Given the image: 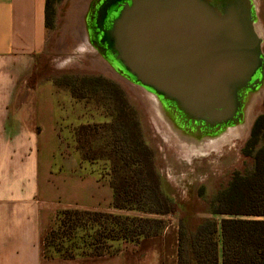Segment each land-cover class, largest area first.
Returning a JSON list of instances; mask_svg holds the SVG:
<instances>
[{"label":"trees","instance_id":"trees-1","mask_svg":"<svg viewBox=\"0 0 264 264\" xmlns=\"http://www.w3.org/2000/svg\"><path fill=\"white\" fill-rule=\"evenodd\" d=\"M61 1L46 0L48 29ZM79 81V92L89 89L98 99H110L113 117L80 124L73 131L75 149L82 164L104 162L101 175L109 177L112 207L128 214L61 210L44 239L47 255L113 254L127 243L162 234L167 216L181 213L178 264H264V115L255 121L245 149L253 153L254 165L235 171L206 208L207 215L195 216L163 189L155 150L145 139L139 112L129 97L103 76H82ZM73 93L77 95L76 88ZM113 242L120 244L114 249Z\"/></svg>","mask_w":264,"mask_h":264},{"label":"crops","instance_id":"crops-1","mask_svg":"<svg viewBox=\"0 0 264 264\" xmlns=\"http://www.w3.org/2000/svg\"><path fill=\"white\" fill-rule=\"evenodd\" d=\"M47 34L46 0H0V264H178V222L113 254L70 258L46 254L45 236L61 210L122 212L112 207L109 182H101L89 164L85 167L77 151L64 152L55 181H51L55 152L43 166V137L51 136L55 146L65 143L57 124L49 134L40 120L38 83L33 85ZM43 174L54 184L46 192L88 181L87 198L64 206L44 197Z\"/></svg>","mask_w":264,"mask_h":264},{"label":"water","instance_id":"water-1","mask_svg":"<svg viewBox=\"0 0 264 264\" xmlns=\"http://www.w3.org/2000/svg\"><path fill=\"white\" fill-rule=\"evenodd\" d=\"M252 1L218 0L220 11L212 0H96L88 30L105 58L187 118L231 125L264 80Z\"/></svg>","mask_w":264,"mask_h":264},{"label":"rangeland","instance_id":"rangeland-1","mask_svg":"<svg viewBox=\"0 0 264 264\" xmlns=\"http://www.w3.org/2000/svg\"><path fill=\"white\" fill-rule=\"evenodd\" d=\"M252 2L257 12L261 9L256 13L254 26L263 39L264 50V0H253ZM68 3L69 0H62L58 3L54 25L48 29L47 45L36 60L33 75V85L38 83L35 87L37 88L36 96L38 97L40 120L48 128L49 134L52 133L54 124H57L65 139V143L60 146H55L50 141L51 136L42 139L41 156L44 167L49 162L48 159L50 160L54 152L56 153L55 156L53 155L55 170L51 181L57 180L60 175L57 169L64 152L67 154L77 151L73 131L80 124L106 122L113 117L110 99L102 97L103 99L99 98L101 99L99 100L89 89L81 92L78 90L80 77L103 76L114 82L136 106L145 139L155 150L156 163L165 192L191 210L186 213H192L195 216L207 215L206 208L217 193L228 185L233 173L237 170L246 171L254 165L253 153H247L245 149L255 121L260 115H264V95L256 101L254 97H248L244 109L246 119L240 125L243 131L241 135L227 138L225 134L228 129H226L215 136L214 145L206 147L207 150L193 147V141L190 143L184 141L188 143L189 150L184 149L182 147H186L185 145L177 144L178 132L168 123L165 113L158 106L156 99L145 98L142 93L143 89L140 90L142 85L138 86L139 84L137 85L111 67L106 70L97 66L98 57H104V55L101 52H99L100 55H95L94 49L96 48L98 51L97 47L94 43L92 44L95 48L86 42L79 31V27L82 25L77 18V12L73 13L79 0L74 1L72 12H68V26L64 32L65 10ZM85 23L87 26L86 20ZM101 60L103 61V59ZM73 88L77 89L76 96L73 93ZM144 92L146 93L145 90ZM250 110H252L251 114L254 116V120L249 126L247 118ZM166 134L169 135V140L166 138ZM103 163L99 161L92 163V166L89 164V166L90 170L98 174L100 181L104 183L105 181L109 182V177L101 175V172L106 170ZM47 178L48 176L43 174L44 197L55 198L57 204L61 203L64 206L68 203H75L74 201H84V197L87 196L85 190L90 188L88 181H85L80 183L79 187H77L78 185L74 187L67 185L60 191L46 192L47 189L54 186L51 181L47 182ZM119 214H128V212L122 210ZM129 214L145 215L139 211H131ZM180 215L181 213L171 214L167 216V220L169 223L178 222ZM56 222L57 218L53 227ZM82 234L84 233L79 235ZM72 242L73 240L68 243L72 244ZM113 244L115 249L120 243L113 242Z\"/></svg>","mask_w":264,"mask_h":264},{"label":"bare ground","instance_id":"bare-ground-1","mask_svg":"<svg viewBox=\"0 0 264 264\" xmlns=\"http://www.w3.org/2000/svg\"><path fill=\"white\" fill-rule=\"evenodd\" d=\"M74 1H76V0H69L68 7L65 10V23H64V27H63L64 32L66 31L67 26H68L67 15H68V12H72V10H73L72 5H73ZM95 1L96 0H79V3L77 4V6H75V8L73 10V13L77 12V14H76L77 18L81 22L82 26L79 27V31H80L83 39H85L86 42H89L91 44V46H93L94 48H95V46L92 44L93 42L89 38V30H88V26H86L85 20H86L87 16L89 15L90 11H92V7L95 4ZM73 7H74V5H73ZM94 52H95V55L99 54V52L96 50V48L94 49ZM100 58H101V56H100ZM100 58L98 57V60H99L97 63L98 67H100V68L103 67L106 70H109L111 67L112 69H115L116 71H118L119 74L127 77V75L124 72H122L118 67H116V65L111 63L107 58H105V57H103L104 59L101 58V59H103V61ZM138 86H140V85H138ZM141 87L144 89L150 90L144 86H141ZM140 90H142V89H140ZM142 91H143L142 93L144 94L145 98L149 99V97H150L151 99L152 98L156 99L158 106L164 111L166 119L168 120V123L170 125H172L176 129V131L178 132V139L179 140H177V144L179 146L185 145L187 148L183 146L182 148H184V149L189 150L188 143H190V141H193L192 142L193 147L194 146L198 147V148L201 147V148H205V150H207L206 147H210V145L212 146V144L215 143L214 142V139L216 140L215 136L220 134L222 131H224L226 129H228L227 133L225 134L227 138L233 137L235 135H241L243 133L240 125L245 122L246 118L244 117V115H243L242 120H240L234 124L225 125V126H219V125L213 126V125L209 124L208 122L206 123L205 121H202V120L201 121L196 120V119L191 120V119L187 118V114L184 113L182 110H180V108L176 104L169 103L165 98L161 97V95L157 94L156 92H154L152 90H150V93L152 95H148V92L145 93L144 90H142ZM263 95H264V80H263V84L257 89V91L254 93V95H252V97H254V100L256 101L257 99H261L263 97ZM248 99L246 100V102L248 101ZM251 113H252V110L249 111V115L247 118L249 126L252 124V122L254 120V116ZM244 114H245V112H244ZM186 119H189V120H186ZM218 127H219V129H218ZM216 130L217 131L220 130V131L217 134H213ZM166 138L168 140L170 139L168 134H166ZM184 141H188V143L184 142ZM198 144H200V146H198Z\"/></svg>","mask_w":264,"mask_h":264},{"label":"flooded vegetation","instance_id":"flooded-vegetation-1","mask_svg":"<svg viewBox=\"0 0 264 264\" xmlns=\"http://www.w3.org/2000/svg\"><path fill=\"white\" fill-rule=\"evenodd\" d=\"M228 1H230L231 3H232V5H234V6H239V7H241L242 5H240V2H241V0H228ZM212 2H215V6L217 7L218 6V8H219V10L220 11H223V9L221 8L222 6L220 5V3L218 2V0H212ZM218 2V3H217ZM242 4V3H241ZM261 11V9H259L258 10V12H260ZM257 12V9H255L254 8V18H256V13H258ZM91 11H90V13H89V15L87 16V18H86V22H87V26H89V23H90V19H91ZM258 32V31H257ZM89 36H90V38H91V40H92V42L94 43V40H93V38L91 37V35H90V33H89ZM263 47V46H262ZM263 49V48H262ZM264 51V50H263ZM98 52H100L99 50H98ZM101 58H103V57H101ZM104 59V58H103ZM141 87V86H140ZM141 89H143V90H145L146 91V93L148 92V95H152L151 93H150V90H147V89H144V88H142L141 87ZM218 129H219V127H218ZM176 130V129H175ZM220 130H216L213 134H217L218 132H219ZM177 134V133H176ZM178 135V134H177Z\"/></svg>","mask_w":264,"mask_h":264}]
</instances>
